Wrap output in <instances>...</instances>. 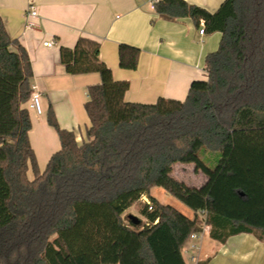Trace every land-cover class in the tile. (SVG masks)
Here are the masks:
<instances>
[{
  "label": "trees",
  "instance_id": "1",
  "mask_svg": "<svg viewBox=\"0 0 264 264\" xmlns=\"http://www.w3.org/2000/svg\"><path fill=\"white\" fill-rule=\"evenodd\" d=\"M155 12L222 34L206 56L207 79L192 82L182 101L128 102L130 83L114 79L98 41L61 46L68 74L98 73L101 83L87 90L81 143L50 107L61 147L42 172L29 136L32 62L0 16V264H187L183 249L202 224L220 243L241 233L264 241V0H224L215 12L158 0ZM140 52L120 44V66L135 70ZM177 164L193 165L206 182L175 178ZM155 187L194 217L160 202ZM143 196L152 209L140 203L144 221L134 224L125 213Z\"/></svg>",
  "mask_w": 264,
  "mask_h": 264
},
{
  "label": "crops",
  "instance_id": "2",
  "mask_svg": "<svg viewBox=\"0 0 264 264\" xmlns=\"http://www.w3.org/2000/svg\"><path fill=\"white\" fill-rule=\"evenodd\" d=\"M186 1L210 12L224 2ZM31 4L37 7L39 17L34 19L36 26L29 29L25 27L26 10ZM0 16L10 37L27 50L34 73L31 85L42 96L43 113L29 110L30 143L41 172L61 147L56 130L47 121L50 107L59 126L73 131L81 143L90 126L85 109L87 90L101 83L98 73L68 74L60 60L61 46L74 47L81 37L98 41L100 58L114 79L130 83L125 100L153 104L160 97L185 100L192 82L206 80V56L219 48L222 37L220 32L201 34L204 23L197 26L189 17L161 19L150 0H0ZM46 41L54 45L46 47ZM120 44L140 48L135 70L120 66ZM24 106L27 108V103ZM28 177L34 178L31 167ZM139 203L144 202L140 199ZM197 240H190L183 249L187 264L207 258L209 264H264V241L255 234L241 233L225 243L209 242L204 253L191 255L188 250H193L192 245L198 248ZM121 264L133 263L124 258Z\"/></svg>",
  "mask_w": 264,
  "mask_h": 264
},
{
  "label": "rangeland",
  "instance_id": "3",
  "mask_svg": "<svg viewBox=\"0 0 264 264\" xmlns=\"http://www.w3.org/2000/svg\"><path fill=\"white\" fill-rule=\"evenodd\" d=\"M173 176L179 180H183L187 185L194 186V187L202 186L207 180L206 176L203 173L195 171V167L193 165H182V164L175 165L173 169ZM151 191H152L153 196L158 198V200L161 201L162 203L175 207L176 209H178L180 212H182L184 215L188 217H191V218L194 217V212L191 208H189L183 202L178 200L176 197L167 193L164 189L160 187H155ZM141 207H142V204L140 203L135 204L134 206L130 207L126 211L125 213L126 216L133 214L139 217L140 219H143L142 215L140 214ZM202 226H203V231H202L203 235L201 236L200 239L197 240V242H199L198 248L193 249V250H188V252L191 255L196 256V254L198 253L199 254L201 252L204 253V248L206 249L208 243L215 241L211 239L210 236L208 235L209 227L206 226L205 224H202ZM202 247L203 249H201Z\"/></svg>",
  "mask_w": 264,
  "mask_h": 264
},
{
  "label": "built area",
  "instance_id": "4",
  "mask_svg": "<svg viewBox=\"0 0 264 264\" xmlns=\"http://www.w3.org/2000/svg\"><path fill=\"white\" fill-rule=\"evenodd\" d=\"M158 2V0H150V4H151V8L155 9V4ZM39 17V13L37 10V7L33 4H31L27 10H26V23H25V27L26 28H34L36 26V23L34 21V19H37ZM200 33L203 34L204 33V26L200 29ZM44 45L46 47H52L54 45V42L52 41H46L44 42ZM32 95H31V99L29 102V109L34 111L36 114H42L43 113V108H42V96L41 93L36 89L35 86H32ZM143 200L144 203L149 205V209H152V204L150 203V201L146 198V196H143L141 198ZM203 235L202 233H194L191 235L190 240H195V239H199L200 236ZM192 249H197L196 246L192 245Z\"/></svg>",
  "mask_w": 264,
  "mask_h": 264
},
{
  "label": "water",
  "instance_id": "5",
  "mask_svg": "<svg viewBox=\"0 0 264 264\" xmlns=\"http://www.w3.org/2000/svg\"><path fill=\"white\" fill-rule=\"evenodd\" d=\"M128 218L134 223V224H140L141 219L133 214L128 215Z\"/></svg>",
  "mask_w": 264,
  "mask_h": 264
}]
</instances>
